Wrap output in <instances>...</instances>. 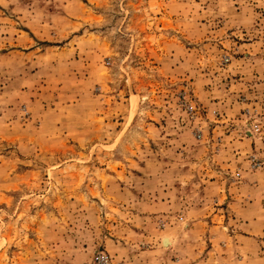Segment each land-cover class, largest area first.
<instances>
[{"label":"rangeland","instance_id":"obj_1","mask_svg":"<svg viewBox=\"0 0 264 264\" xmlns=\"http://www.w3.org/2000/svg\"><path fill=\"white\" fill-rule=\"evenodd\" d=\"M0 264H264V0H0Z\"/></svg>","mask_w":264,"mask_h":264}]
</instances>
